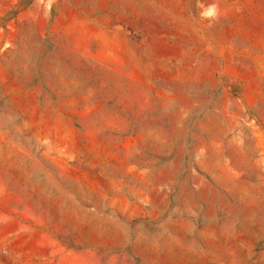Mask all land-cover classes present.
<instances>
[{
	"label": "rangeland",
	"instance_id": "rangeland-1",
	"mask_svg": "<svg viewBox=\"0 0 264 264\" xmlns=\"http://www.w3.org/2000/svg\"><path fill=\"white\" fill-rule=\"evenodd\" d=\"M0 264H264V0H0Z\"/></svg>",
	"mask_w": 264,
	"mask_h": 264
},
{
	"label": "clouds",
	"instance_id": "clouds-1",
	"mask_svg": "<svg viewBox=\"0 0 264 264\" xmlns=\"http://www.w3.org/2000/svg\"><path fill=\"white\" fill-rule=\"evenodd\" d=\"M215 6H213L214 8ZM210 14H213L211 11L209 13H205V15H210Z\"/></svg>",
	"mask_w": 264,
	"mask_h": 264
}]
</instances>
